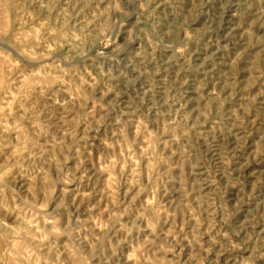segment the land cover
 <instances>
[{
    "label": "rangeland",
    "instance_id": "rangeland-1",
    "mask_svg": "<svg viewBox=\"0 0 264 264\" xmlns=\"http://www.w3.org/2000/svg\"><path fill=\"white\" fill-rule=\"evenodd\" d=\"M255 2L0 0V264H264Z\"/></svg>",
    "mask_w": 264,
    "mask_h": 264
},
{
    "label": "clouds",
    "instance_id": "clouds-1",
    "mask_svg": "<svg viewBox=\"0 0 264 264\" xmlns=\"http://www.w3.org/2000/svg\"><path fill=\"white\" fill-rule=\"evenodd\" d=\"M250 8L256 9V18L249 22L248 27L244 29V33L248 37L246 49L241 52L247 51L248 49L253 50L254 56L259 55L260 62L264 64V33L257 31V25L264 26V0H257V2L250 4ZM253 56V57H254ZM253 68L255 69V61H252ZM261 75H264V71H261ZM250 245V244H246ZM262 250V249H261ZM246 252L260 254L253 245L246 247ZM254 259V257H252Z\"/></svg>",
    "mask_w": 264,
    "mask_h": 264
}]
</instances>
